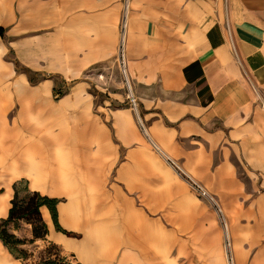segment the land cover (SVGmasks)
Segmentation results:
<instances>
[{
    "label": "crops",
    "instance_id": "crops-1",
    "mask_svg": "<svg viewBox=\"0 0 264 264\" xmlns=\"http://www.w3.org/2000/svg\"><path fill=\"white\" fill-rule=\"evenodd\" d=\"M124 19L137 109L118 62ZM0 27L22 57L41 49L49 60L27 68L64 84L54 106V81L12 83L1 60V104L17 94L29 141L52 145L47 156L18 154L17 177L34 173L31 192L59 200L67 232L44 206L38 245H58L80 264H227L219 217L171 159L215 192L242 264H264V0H0ZM37 29L57 45L33 46ZM150 142L160 155L147 154ZM62 144L89 154L64 159ZM11 195L0 193V219ZM15 260L0 239V264Z\"/></svg>",
    "mask_w": 264,
    "mask_h": 264
},
{
    "label": "rangeland",
    "instance_id": "rangeland-1",
    "mask_svg": "<svg viewBox=\"0 0 264 264\" xmlns=\"http://www.w3.org/2000/svg\"><path fill=\"white\" fill-rule=\"evenodd\" d=\"M44 29H37L33 35V38L30 43H32L33 46H38L43 48L44 44H46V47L50 49V47H54L57 45V42L54 43L53 45V40L46 36ZM40 35V37H39ZM37 42V43H36ZM0 46L2 48V59L5 63L9 64L13 71L14 74L11 77L10 82L14 83L18 79H25V82L31 87H39L44 84V81L49 80V81H54V86L49 87V98L51 103L54 106H59L60 105V100L62 96L64 95V84L63 82L59 79L58 75L55 74H45L42 71H34L31 70L30 68H27L26 64L30 65H36L39 68L42 67V64L44 61H49L48 59L46 60L44 58V52L40 49V51H30L29 53H26V57H22L20 54V51L16 47L15 44H13L9 38L4 34V36H1L0 39ZM47 55L50 54L49 51L46 53ZM101 78V77H100ZM103 79V78H101ZM114 79V78H113ZM106 80H103L100 86L107 87L108 85L105 82ZM113 81V80H112ZM117 81H120V78H117ZM75 82H71V86L74 85ZM69 86V85H67ZM126 89L128 91L127 85ZM109 87V86H108ZM97 88L96 84H88V91H94ZM100 89V88H99ZM85 90V89H84ZM100 91H104L101 89ZM99 91V92H100ZM102 94H105L106 92H100ZM6 106V105H5ZM4 103L1 104L0 102V111L2 108L5 107ZM5 109V110H4ZM2 111H4L3 115H0V193L1 192H6L8 188L11 189L12 195L11 198L9 199L10 207L8 209V213L4 218L1 219H7L9 216V211L12 207V201L15 198L16 193H18V200L20 201H26L30 194L32 193L31 190L29 189V177L35 176L34 173H31L28 176H18V154L19 152L21 154L27 155V153L33 154L35 151H37V154H35L37 157L38 156H47L49 153V150L51 149L52 145L49 142H37L36 140L41 139L33 135L31 141L27 138V130L21 125L20 122V111H21V98L17 94H13L11 98L10 105L8 107H5ZM61 120L58 118L57 122L59 124L64 123L65 117H60ZM18 121V129L14 126L15 123L14 121ZM35 122H41L39 118L34 119ZM16 128V129H15ZM58 129V127H56ZM23 133H22V132ZM26 134V135H25ZM12 142L14 143L15 147L13 148L11 146ZM39 143V144H38ZM37 144V145H33ZM148 151L147 154H159L160 153L155 149V147L152 145L150 142L148 144ZM72 145L69 144H62L61 147L58 148L59 155L62 156L64 159H68L69 156H86L89 154L88 149L84 146V144L81 146H73L71 149ZM76 147V148H75ZM73 151V152H71ZM66 166L64 167H69L70 164L66 163ZM173 171V170H172ZM175 172V171H174ZM179 172V171H178ZM176 173V172H175ZM174 173V174H175ZM179 179H181L189 188V190L193 193V195L202 201L205 202L204 199H202L196 191L193 190L191 186V181H196L200 183L202 186H204L209 192H211L213 195L217 197L215 192L208 188L202 183V181L196 179L193 177L192 174L188 173L187 171H180L179 173L175 174ZM13 177H17L14 180ZM32 179V178H31ZM8 184V186L6 185ZM218 199V197H217ZM42 218L44 220V216L42 214ZM0 219V220H1ZM7 232L11 235H14L16 239L20 240L21 243L17 246L18 253L20 254L21 258H16V264H49V261L51 259H57V260H62V262H74L73 260H76L72 254L65 255L63 253L62 248L60 246L55 245V244H44V245H38L36 243V240L33 241L34 239V233H33V223H30L26 220H20V221H15L11 222L7 225L6 227ZM232 232L234 230L230 228V233L232 236ZM234 242H233V237H232V243H233V249L235 256L237 255L238 258V263L242 264L241 262V256H242V249L243 246L241 243H237L236 241V235H234ZM44 238V237H43ZM7 247V246H6ZM8 248V247H7ZM223 251L225 254V242L223 241ZM57 253V255H56ZM236 259V257H235ZM228 264V263H227Z\"/></svg>",
    "mask_w": 264,
    "mask_h": 264
},
{
    "label": "trees",
    "instance_id": "trees-1",
    "mask_svg": "<svg viewBox=\"0 0 264 264\" xmlns=\"http://www.w3.org/2000/svg\"><path fill=\"white\" fill-rule=\"evenodd\" d=\"M4 34L5 30L0 27V35L4 36ZM58 203V199H52L48 196H43L39 192H32L26 201H20L18 200V193H16L15 198L12 201V207L9 211L8 218L0 220V239L2 240L4 245L8 247L12 255H14L16 258H21L17 250V246L21 243V241L16 239L14 235H11L7 232V225L11 222L26 220L30 223H33V241H35V239L45 237L48 233V228L42 218L41 209L44 206H46L50 210L56 228L67 233L58 223ZM62 260L63 259H51V261H49V264H66L65 261L62 262Z\"/></svg>",
    "mask_w": 264,
    "mask_h": 264
},
{
    "label": "built area",
    "instance_id": "built-area-1",
    "mask_svg": "<svg viewBox=\"0 0 264 264\" xmlns=\"http://www.w3.org/2000/svg\"><path fill=\"white\" fill-rule=\"evenodd\" d=\"M126 19L122 22V34H121V40L119 44V49H118V62L121 67L122 73L125 77V81L129 90L128 97L129 101L134 109H137V99L135 98L132 90H131V85L129 82V79L127 77V55H126ZM170 164L172 165L173 168H175L177 171H182L180 167L169 159ZM183 172V171H182ZM191 186L194 191L197 192V194L204 199L209 205L212 206L214 209L215 213L219 217V222L222 226L223 232H224V242H225V256L227 259L228 264H237L236 259H235V253L233 249V243L231 239L230 233H228L229 229V223L227 216L225 214L224 208L221 204V202L217 199L215 195H213L211 192H209L204 186H202L200 183L196 181H191ZM230 231V230H229ZM75 258V257H74ZM65 259V258H63ZM76 259V258H75ZM74 262H66V264H80L78 261L73 260Z\"/></svg>",
    "mask_w": 264,
    "mask_h": 264
},
{
    "label": "bare ground",
    "instance_id": "bare-ground-1",
    "mask_svg": "<svg viewBox=\"0 0 264 264\" xmlns=\"http://www.w3.org/2000/svg\"><path fill=\"white\" fill-rule=\"evenodd\" d=\"M37 12H38V11H37ZM36 18H40L39 15H38V17H34V19H36ZM41 18H42V17H41ZM41 18H40V20H41ZM36 20H37V19H36ZM40 20H37L36 22H38V23L40 22V24H41V22H43V21H40ZM42 20H43V19H42ZM33 24L36 25V23H33ZM43 24H44V23H43ZM33 27H34V26H33ZM39 37H40V35H39ZM56 40H57V39H56ZM36 43H37V42H36ZM57 43H58V42H57ZM1 60H3V59H2V54H1V52H0V63L2 64V61H1ZM0 143H1V141H0ZM1 144H2V143H1ZM1 144H0V145H1ZM2 145H3V144H2Z\"/></svg>",
    "mask_w": 264,
    "mask_h": 264
}]
</instances>
